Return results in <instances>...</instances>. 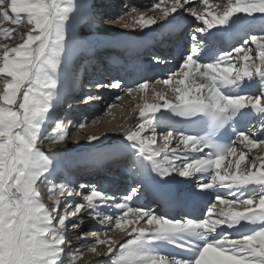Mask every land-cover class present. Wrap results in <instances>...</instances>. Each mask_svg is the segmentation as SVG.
Wrapping results in <instances>:
<instances>
[{
	"label": "snow or ice",
	"instance_id": "6c2138e0",
	"mask_svg": "<svg viewBox=\"0 0 264 264\" xmlns=\"http://www.w3.org/2000/svg\"><path fill=\"white\" fill-rule=\"evenodd\" d=\"M145 7L158 15L133 5L107 23L163 36L182 30L181 14L188 13L196 27L168 56L153 54L155 65L179 57L178 70L155 81L171 99L147 79L127 89L144 102L132 109L136 122L122 129L120 151L131 156L132 183L117 197L94 183L77 189L62 176L64 153L41 147L72 135L59 110L81 86L72 61L85 43L80 25L95 18V5L0 0V21L12 25L0 26V38L21 40L0 42V264H78L83 253L66 259L70 229H79L77 240L107 264H264V0H153ZM90 87L123 90L119 79ZM81 99L88 104L93 96ZM162 126L171 130L158 133ZM101 139L89 135L86 142ZM254 149L260 154L250 157ZM177 182L188 187L178 189ZM206 197L214 198L203 210ZM145 199L164 210L140 203ZM84 212L103 230L83 231Z\"/></svg>",
	"mask_w": 264,
	"mask_h": 264
},
{
	"label": "bare ground",
	"instance_id": "6f19581e",
	"mask_svg": "<svg viewBox=\"0 0 264 264\" xmlns=\"http://www.w3.org/2000/svg\"><path fill=\"white\" fill-rule=\"evenodd\" d=\"M123 1V0H122ZM125 1L128 7L124 6L125 5ZM135 0H124L122 3H117L116 5H120L124 8V12L120 13V14H124L127 11L130 10V7L135 5ZM149 1L145 0L144 1V5H148ZM115 7V5H114ZM113 7V8H114ZM108 13L106 14V19L105 22H100L98 24L94 23V26L91 27H87V22H89L92 18L89 17L88 20L84 23H82V25H80V29L81 31H85L87 32V34H89L90 36L95 35L96 33L98 34H104V33H110V32H104V31H99L97 28L99 29H108V27L111 26V24L107 23V20L109 17H112L114 15V10L109 9L107 10ZM144 13L146 15H154L153 13H151L150 11H144ZM105 14V12H104ZM119 14V15H120ZM117 15V16H119ZM136 15H139V12L136 13ZM115 16V17H117ZM104 23V24H103ZM108 24V26L106 25ZM117 27L116 34H132L134 35L135 38H140L141 36L138 35L140 34L139 32H133L130 29H121L120 26L118 24H115ZM102 26V28H101ZM99 31V32H97ZM27 30V29H26ZM24 30V31H26ZM115 34V33H114ZM97 36V35H96ZM93 37V36H92ZM86 39H90V38H86L84 37V45L82 46L83 49H87V45H88V41ZM80 49H78V51L76 52V55H78ZM0 87H2V85H0ZM156 90V89H155ZM157 91V90H156ZM137 96H133L135 98H133L132 96H122L123 100L121 101H114V104H119L121 105L123 108L120 109L124 112H117L116 111V107H114V111H111L108 113H104L103 111L100 112V114L97 115L98 119L94 120V121H89L87 122L86 126L83 129H79L78 127H76L75 129H71L70 127L72 125H68V131L72 134V139H76V141L74 140L73 143L70 140V137L68 139H66V141L62 144L59 145H51L49 146V150L46 151L47 153H50L54 150V149H58L60 150L62 153H64V159L67 160L66 162H68L67 157L69 156H75L76 154H80L82 156L88 155L89 158L92 159V162L94 159H96L95 155L96 154H102L104 152H110L112 155H114L115 153H117L118 150L116 149H120L121 145H120V141L121 138L123 136V131L122 129H126L129 125L134 124L135 121V113H133L132 109L137 105V104H142L144 101L141 99L140 95L138 93H136ZM148 98H149V102L152 101V96L153 93L150 91L147 93ZM113 104V103H112ZM120 106V107H121ZM112 120L114 122H112ZM82 122V121H80ZM79 122V123H80ZM111 122V123H110ZM107 133V135L105 136L104 134ZM110 134H114L115 138L112 136H110ZM89 135H96V136H101L102 139L100 142L95 143L94 145H89L86 141H87V136ZM72 144V145H71ZM46 145V144H45ZM44 145V146H45ZM44 150V149H43ZM52 150V151H51ZM260 154L259 152H253V153H249L248 155L251 156H255ZM71 160V159H69ZM243 166H245L244 164L241 165V168H243ZM62 174H65V171H63ZM66 176H70L69 173ZM70 178V177H68ZM45 201H48V199H46ZM80 230H73L71 229L70 232V236L69 233H67L68 238H72V243L73 245L76 244V246L82 247L83 245H80L81 243H83L84 241H79L77 240V234L79 233ZM110 236H112L114 239L120 240L123 236L122 233H120L119 231H114V232H110L109 233ZM81 251V250H80Z\"/></svg>",
	"mask_w": 264,
	"mask_h": 264
},
{
	"label": "rangeland",
	"instance_id": "374dc122",
	"mask_svg": "<svg viewBox=\"0 0 264 264\" xmlns=\"http://www.w3.org/2000/svg\"><path fill=\"white\" fill-rule=\"evenodd\" d=\"M104 24V23H103ZM106 25V24H105ZM0 26H4V27H12V25H10L8 22H5V21H0ZM106 26H108V24L106 25ZM101 28H102V26H101ZM27 28H18V30L19 31H24V30H26ZM99 31H104V32H110V33H117L116 31H118L117 30V27H116V25L115 24H111V26L110 27H108V29H99V28H97ZM28 30V29H27ZM26 30V31H27ZM0 42H7V43H10V44H12V45H15V44H18V43H20L21 42V40L20 39H12V40H10V41H3L2 40V38H0ZM123 108L124 107H116L115 109H116V111L117 112H124V111H122L123 110ZM120 109H122V110H120ZM111 111H114V110H111ZM112 122H114L113 120H112ZM111 123V122H110ZM110 136L112 137H115V135L114 134H110ZM76 139H77V137L75 138V139H72V136H70V140H71V142L73 143V141L75 140L76 141ZM72 145V144H71ZM41 147H42V149H44L45 150V148H46V145L44 146V145H41Z\"/></svg>",
	"mask_w": 264,
	"mask_h": 264
}]
</instances>
